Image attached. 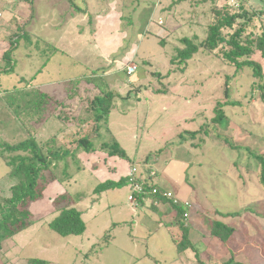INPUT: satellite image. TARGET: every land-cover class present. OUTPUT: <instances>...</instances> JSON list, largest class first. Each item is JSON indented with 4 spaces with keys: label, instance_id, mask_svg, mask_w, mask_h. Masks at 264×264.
I'll return each mask as SVG.
<instances>
[{
    "label": "rangeland",
    "instance_id": "obj_1",
    "mask_svg": "<svg viewBox=\"0 0 264 264\" xmlns=\"http://www.w3.org/2000/svg\"><path fill=\"white\" fill-rule=\"evenodd\" d=\"M112 3L124 10V20L117 22L120 12ZM153 4L159 17L154 26L159 29L158 36L166 39L165 47L143 35L141 10ZM243 4L249 11L240 22H248L253 33L261 34L264 0H34L29 6L26 0H19L15 8L2 11L5 18L9 14L13 18L8 26L13 37L5 48H14L15 53L9 55L17 65L15 74L0 78L20 87L18 76H35L48 61L45 73L33 82H44L42 90L56 98L54 108L57 100L65 105L61 106L64 110L56 111L63 114L62 119L51 117L40 132V127L37 130L33 124L46 155H50L48 150L56 153L50 155L55 179L48 181L42 197L30 204V219L34 222L9 238L0 235V264H28L35 259L48 264H223L232 257L242 264H264V187L259 179L260 166L253 157L264 152V99L262 92L253 87L259 80L250 68L237 71L216 56L203 53L185 71L174 67L177 72L166 79L154 75L155 70L166 74L171 69L164 49L171 55L174 47H182V38H205L214 7L229 5L237 11ZM78 11L93 16L83 24ZM105 15L114 19L106 22L108 26L100 20ZM236 27L223 33L230 35ZM110 29L115 34L128 32L127 39H122V54L106 51L111 61L137 49V60L142 65L134 75L119 66L102 72L110 63L101 59L100 49L92 45L97 32ZM62 32L65 40L59 48H44L40 38L35 48H24V40L28 46L38 36L50 44ZM112 41L116 46L119 36ZM134 41L136 44H132ZM16 44L20 46L14 47ZM149 50L153 53L148 55ZM254 59L264 70L261 58ZM97 70L108 77L116 93L107 122H96L97 111L91 109L100 89L86 82L75 86L80 77ZM227 77L231 78L229 83ZM54 79L59 83H52ZM228 102L224 107L228 128L219 133L231 138L233 145L250 147L252 155L202 132L215 116L218 104ZM2 117L0 111V143L13 144L26 138L25 130L15 132ZM196 131L199 134L191 138ZM85 137L94 150L81 144L79 140ZM115 142L126 151L128 159L110 155L105 144ZM134 162L140 170L143 166L155 170L163 187L184 206L192 205L184 221V227H189V248L180 247L183 229L172 205L153 209L151 200H145L133 208L126 182L94 193L102 182H119L126 177ZM0 169L7 171L2 163ZM8 180L13 183V177ZM6 184L7 180L2 185ZM11 195V191H5L0 200ZM71 202L81 211L86 231L63 237L48 223ZM228 213L239 215L230 217ZM217 220L236 228L232 239L223 242L212 237L210 228Z\"/></svg>",
    "mask_w": 264,
    "mask_h": 264
},
{
    "label": "trees",
    "instance_id": "obj_2",
    "mask_svg": "<svg viewBox=\"0 0 264 264\" xmlns=\"http://www.w3.org/2000/svg\"><path fill=\"white\" fill-rule=\"evenodd\" d=\"M155 5L156 4H153V6H149L151 8H144L141 10L144 15L143 23L149 21L150 17L155 13ZM248 11L245 10V4L241 5L237 11L231 9L229 5L214 7L212 10L213 21L207 25L205 38L200 40L198 35L193 38H182V47H174V53L171 55L170 51L164 49L165 57L169 58V65L171 66V69L166 74L155 70L154 75H156L159 79L169 78L172 73L177 72L173 69L174 67H178L182 71H185L190 62L199 53L210 56L213 55L222 60L224 64L236 68L237 71L244 68L252 69L253 76L259 80L253 83V87L256 86V88L262 92V97L264 99V80H261L264 77V70L261 63L254 59L256 56L260 57L264 63V31L261 34H255L250 30L248 22H240L241 19H245ZM235 24L237 27L232 34L228 35L227 32H225V34L223 33L224 30L234 27ZM146 36H149L148 40L154 38L159 42L160 46L165 47V38H161L158 35L155 36L150 33L146 34ZM11 49L5 55H9L11 53ZM136 51L137 49L134 50L135 56L134 58L132 57V60H130L131 58H128L131 53L129 51L128 53H125L126 55L122 58L124 59V62L117 64L113 61L110 69H113L112 66L116 68L118 66L121 67L120 65L123 63H136L138 65V71L142 63H138V53L136 54ZM152 53L153 52L149 50L148 55ZM143 64L150 66L147 61H144ZM9 66L10 69H0V73H13L16 65H13V62H11ZM108 70L109 69L105 68L102 72H107ZM100 73V70H97L94 71V73H91L92 75L89 74L90 76L85 75V77H80L77 81H75V86L80 87L83 82H86L87 84L89 83L93 87L100 89L101 94L94 98L91 103V109L92 111H97L95 117L96 122H100L101 119L107 122L113 107H115L114 101L116 93L111 89L110 86H112V83L108 81V77L101 75ZM230 79L231 78L227 77L228 83ZM33 81L34 78L28 82L26 81L27 86L25 91H22L20 94L15 96H10L8 99L9 107L16 116V119L20 124V128L23 129V132L25 130L26 138L13 144L7 142L0 144V158H3L6 161L7 166L11 169L9 175L6 177L7 184L0 187V195H2L5 191L12 192L11 197L8 196L6 198H1L2 200H0L2 201L0 203V235H2L3 239L18 234L19 231L30 226L34 222L30 219V204L40 199L42 197V192L45 190V184L48 181L55 179V175L51 171L52 161L50 159V155H55L56 153L49 150V157L46 155L43 149L44 144L38 141L32 123L34 122V125L44 123L46 120L55 115H58V117L61 118V115L63 114H59L56 111L60 109L64 110L61 106L65 104L63 101L57 100L58 106H55L54 108L52 104L55 103L56 98L54 99L53 96L48 93L31 88ZM228 83L226 84V87L230 90ZM90 91L93 90L90 89ZM229 104V102L225 104H218V106L214 109L215 116L213 117L211 123L207 125V129L202 128V132H209L213 137L222 139V141L226 142L233 149L246 150L250 155H252L254 152L250 147L233 145L231 143V138L224 137L223 134L219 133L221 129L226 130V128H228L226 123H228L229 117L225 113L224 107ZM78 120L84 124L87 123V120L81 118ZM27 127H30V129ZM198 134L199 132L196 131L192 132L190 136L191 138H195ZM79 141L87 147V150H94L88 138L85 137ZM80 142L76 141L78 145ZM105 145L110 148L111 156H119L122 159H128L126 151L122 149L117 142L112 145ZM253 157L260 166L261 171L259 173V179L260 184L264 187V152L254 154ZM130 164L136 163L134 162ZM45 172H48V174L44 175ZM9 176L13 177V183L11 184L8 180ZM41 177H43L42 183H39V179ZM125 182L128 184L127 176L123 177V179L119 182L106 180L96 186L94 193L98 194L103 191L115 189L120 187ZM154 187L159 188L160 193L158 195L149 194V197L154 198V200H158L159 203H168L176 209L177 214L175 218L179 221L183 229V238L181 240L180 247L189 248L191 246L188 239L189 227H184L185 222L183 221L184 214L187 209L182 203L175 204L172 199L164 198L162 194L166 191L165 189L161 188L157 184H154ZM75 204L76 203L71 202L70 205L60 208L58 215L48 223L49 228L63 237L83 234L86 231V224L82 219L81 211L77 210L75 206H71ZM216 213L220 212L217 211ZM226 215L234 217L239 214L228 213ZM235 231L236 228L233 226L218 220L214 221L210 228L212 237L223 242H227L232 239L235 235ZM236 261L237 260L232 257L223 264H242ZM28 264L48 263L35 259L29 261Z\"/></svg>",
    "mask_w": 264,
    "mask_h": 264
},
{
    "label": "crops",
    "instance_id": "obj_3",
    "mask_svg": "<svg viewBox=\"0 0 264 264\" xmlns=\"http://www.w3.org/2000/svg\"><path fill=\"white\" fill-rule=\"evenodd\" d=\"M18 1L19 0H0V62H1L0 63L1 64L0 65V69L1 70L2 69L3 70L4 69H10L9 65H10L11 62H13V65H17V63H15V61L13 60V57L11 55H5L12 48V47L10 48L9 46L7 48H5V47L7 45H10L9 44L10 42H9L8 39H11L13 37V33L8 29V26H10V24L13 22V18H10L12 16L11 14H9V16H7L5 18V16L3 15L2 11L6 10L7 8H10V6L12 8H15L14 4L18 3ZM33 1L32 0H26V4L29 6L30 4L33 3ZM125 3H127V1ZM112 6H115V7H113L115 11L118 10L120 12L119 15H118V21L117 22H120L121 20H124L125 19V17H123L124 16L123 15L124 10L121 9L116 3H112ZM78 13L82 15L80 20L82 21L83 24L87 20L89 22V20H90L89 18L93 16V15L92 16L87 15V12L84 13V12L78 11ZM157 19H159V17L157 16V11H155V13L150 17L149 21L145 22L143 27H142V29L144 31V34H143L144 36H146V34H149V33H151L152 35H155V36L159 35V33H158L159 29L154 26V22ZM100 20H101V22H104L103 26H108V24L106 22H108L109 20L114 21L113 17L107 16V15H105L104 18L100 19ZM115 33H116L115 30L110 29V30H106V31L97 32L94 35V42H93L92 46H95V48H99L100 49L99 50V52H100V56L99 57L101 59H103L104 61L110 63V64H106V68L107 69H109L111 67V64H112L113 61L116 62L117 64H119L120 62H124L123 61L124 59H119V58H115L113 61H111V57L107 53V52H110V53H114V54H118V53L122 54L121 48H124L122 39L123 38L127 39L128 32L124 31V32H120L119 34H115ZM116 35L119 36L120 41H119V43L116 44V46H114L115 44L113 43L112 38L115 37ZM57 37L58 38H56L54 41H52V43H50L52 45H50L48 42H46L41 37L35 36L34 42L33 43H29L28 46H27L28 42H26L24 40V46H25L24 48H26V49L27 48H35L33 45H35V43H39L37 41V38H40V40H41L40 42L41 43H43V41H44V43H43V47L44 48H46V47L59 48V45H61L63 43V41L65 40L64 36H63V32L62 33H58ZM138 37H140V34L138 35ZM29 39H30V42H32L31 38H29ZM132 44H136V41H134ZM125 45H126V40H125ZM19 46H20L19 44H18V46H17V44H16V46L14 45V47H19ZM2 47H4L3 50L1 49ZM101 48H104V49H101ZM11 52H12L11 54L15 53L14 48L11 49ZM27 55H28V57H27L28 59L32 58V53H31V55L30 54H27ZM129 56L130 57H128V58H131L130 60H132L134 58L135 55H134V51L133 50H132V52L130 53ZM47 62L48 61H45L43 67H41L40 70L38 69V71H36L35 76L31 75L32 77L31 76L27 77L25 75H22L21 78H20V76H18L17 77V81H20V84H21L20 87H15V86L13 87L11 85V83H14V82H7L6 79H4V81H3V78H2V77H5V76H8V75H11V74H15L16 73V68L13 71V73H7V72H1L0 73V76H2L0 78V104H1L0 111H1V116H3L2 117L3 118V123L6 124V125H9V128L13 127L15 129V132H17V130H21V128H20V124L18 123V121L16 119V116L14 115V113L12 112V110L9 107V100L8 99H9L10 96H15L17 94H20L22 91L24 92L25 89H26V86H27L26 85V81L28 79L32 80L34 78V80H35V78H37L39 75H43L45 73V70H46V66H47L46 63ZM115 68L116 67H114V69ZM121 68H122V66H121ZM104 69H105V66H104ZM83 76L85 77V75H83ZM53 81L54 82H52V83H55V84L59 83L58 79H54ZM3 83H4L5 86L3 85ZM23 83L25 84L24 86H22ZM41 83H44V82H41ZM41 83L38 84L37 82H33L31 88L40 90V91L45 92V93H49V92H46V91L42 90V84ZM46 83H50V82H46ZM55 116H57V115H55ZM50 119L46 120L44 123L35 124V127L37 128V130L40 127L38 132H40V130L43 127V125L45 123H47ZM3 123L1 125H3ZM33 124H34V122L32 123V125ZM17 127H19V128H17ZM27 128L30 129V127H27ZM1 132H3V131H1ZM4 142H8V141H4ZM4 142H2V143H4ZM2 143H0V144H2ZM0 149H1V146H0ZM48 152H49V150H48ZM61 155L64 156L63 153ZM52 158L53 157L50 156V159H52ZM0 163H2L3 165H6V167H7V171L0 169V187L1 186L3 187L4 185H2V184L6 181V179H7L6 177L10 173V168L7 166V163H6V161L3 158H0ZM7 173H8V175H6ZM155 184H157L158 186H160L161 188H163V189H165L167 191H171V190L167 189L166 187H163V185H161L159 180H157V179L155 180ZM1 192H2V190H1ZM163 204L164 205H168V203H158V205H152L151 208L157 209L160 205H163Z\"/></svg>",
    "mask_w": 264,
    "mask_h": 264
},
{
    "label": "built area",
    "instance_id": "obj_4",
    "mask_svg": "<svg viewBox=\"0 0 264 264\" xmlns=\"http://www.w3.org/2000/svg\"><path fill=\"white\" fill-rule=\"evenodd\" d=\"M135 63H127L126 69L129 75L134 74L137 71V65ZM157 172L154 170L147 171L142 167L140 170L138 165H132L128 173V183L130 186V195L128 201L134 208L138 203L148 200L149 194L158 195L160 193L159 188L154 187V180L156 179ZM164 198L172 199L175 204L181 203L170 191H165L163 194ZM158 201L154 202L158 205ZM187 211L184 214L183 221L189 218L188 209H191V204H185Z\"/></svg>",
    "mask_w": 264,
    "mask_h": 264
},
{
    "label": "clouds",
    "instance_id": "obj_5",
    "mask_svg": "<svg viewBox=\"0 0 264 264\" xmlns=\"http://www.w3.org/2000/svg\"><path fill=\"white\" fill-rule=\"evenodd\" d=\"M126 64H127V63H123V67H122V69H123V71H125V72L128 74L127 69H126ZM136 72H137V71H136ZM136 72H135V73H136ZM135 73H134V74H135ZM134 74H131V75H134ZM128 75H129V74H128ZM131 75H130V76H131ZM132 165H135V164H132ZM132 165H131V166H132ZM136 165H138V164H136ZM130 168H131V167H130ZM143 168H145L147 171L152 170V169H148L147 167H144V166H143ZM129 171H130V170H129ZM154 171H155V170H154ZM127 177H128V175H127ZM156 179H157V177H156ZM156 179H155V180H156ZM155 180H154V184H155ZM128 185H129V183H128ZM166 191H167V190H166ZM170 192H171V191H170ZM148 200H151V203H153L152 205H155L154 202H155L156 200H154V198H152V197H148ZM157 201H158V200H157ZM158 202H159V201H158ZM141 203H144V202H141Z\"/></svg>",
    "mask_w": 264,
    "mask_h": 264
}]
</instances>
